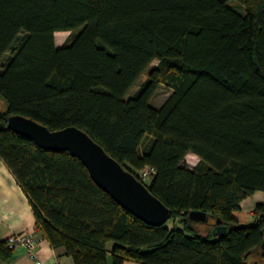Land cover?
Here are the masks:
<instances>
[{
	"label": "trees",
	"instance_id": "obj_1",
	"mask_svg": "<svg viewBox=\"0 0 264 264\" xmlns=\"http://www.w3.org/2000/svg\"><path fill=\"white\" fill-rule=\"evenodd\" d=\"M230 1L0 0V161L73 264H264V201L252 214L240 206L264 193V0H234L242 12ZM56 32H70L59 47ZM160 85L171 93L154 107ZM13 114L82 129L136 177L153 167L143 184L168 221L121 208L76 157L9 130Z\"/></svg>",
	"mask_w": 264,
	"mask_h": 264
},
{
	"label": "water",
	"instance_id": "obj_2",
	"mask_svg": "<svg viewBox=\"0 0 264 264\" xmlns=\"http://www.w3.org/2000/svg\"><path fill=\"white\" fill-rule=\"evenodd\" d=\"M7 128L33 141L39 148L51 152H68L87 169L93 182L107 193L121 208L151 226L168 221L169 209L134 174L125 170L85 131L75 126L50 130L43 124L19 114L7 117ZM187 217L206 223L209 216L202 211H189ZM226 227L215 219L212 235L221 236ZM264 234V227L262 228ZM264 250V238L260 243Z\"/></svg>",
	"mask_w": 264,
	"mask_h": 264
},
{
	"label": "crops",
	"instance_id": "obj_3",
	"mask_svg": "<svg viewBox=\"0 0 264 264\" xmlns=\"http://www.w3.org/2000/svg\"><path fill=\"white\" fill-rule=\"evenodd\" d=\"M55 45L59 47L62 44L55 43ZM263 201L264 193L255 192L244 199L240 206L252 214L254 206ZM24 231H33L36 234L38 244L35 254L40 264H73L63 247L53 248L36 229V219L26 196L7 167L0 161V240ZM250 261L252 264H262L257 263L255 258H251ZM0 264H36V262L35 259L27 256L23 247H15L7 259H0ZM106 264H112L110 256ZM123 264L136 263L125 261Z\"/></svg>",
	"mask_w": 264,
	"mask_h": 264
},
{
	"label": "rangeland",
	"instance_id": "obj_4",
	"mask_svg": "<svg viewBox=\"0 0 264 264\" xmlns=\"http://www.w3.org/2000/svg\"><path fill=\"white\" fill-rule=\"evenodd\" d=\"M230 5L237 11L242 12L243 9L240 5H238L234 0L230 1ZM70 32H56L54 35V40L55 43L58 44H63L69 37ZM21 34L18 35L17 40L20 38ZM16 40V41H17ZM16 43V42H15ZM14 43V45H15ZM9 52L6 53L8 55ZM157 64V60H154L151 64V66H155ZM146 78V73H144L140 79L137 81L136 85L130 90L129 94L131 95L134 93L139 85L145 80ZM170 91L164 87V85H160L159 88L157 89L156 93L153 95V97L150 100L151 105L154 107H159L165 99L170 95ZM6 110V103L3 98L0 97V113L4 112ZM198 157L192 153H188L185 158H184V164L188 168L194 167L198 163ZM210 222L213 223L212 219H210ZM201 228H203L205 225H199ZM111 247V243L108 244V248Z\"/></svg>",
	"mask_w": 264,
	"mask_h": 264
},
{
	"label": "built area",
	"instance_id": "obj_5",
	"mask_svg": "<svg viewBox=\"0 0 264 264\" xmlns=\"http://www.w3.org/2000/svg\"><path fill=\"white\" fill-rule=\"evenodd\" d=\"M154 174L155 170L150 166H144L136 173L137 179L142 183L149 182ZM37 244V237L33 231H24L21 233L12 234L6 240V246L10 250L14 249L15 247H23L26 250L27 256L31 259H35L36 264H40V261L36 259L35 254V248Z\"/></svg>",
	"mask_w": 264,
	"mask_h": 264
}]
</instances>
